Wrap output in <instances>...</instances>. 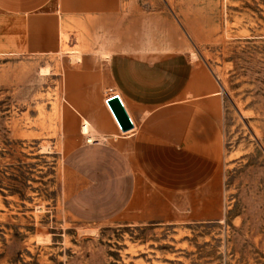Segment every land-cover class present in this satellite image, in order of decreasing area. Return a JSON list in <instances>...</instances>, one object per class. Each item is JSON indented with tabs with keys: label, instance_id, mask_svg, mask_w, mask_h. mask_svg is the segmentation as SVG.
I'll use <instances>...</instances> for the list:
<instances>
[{
	"label": "rangeland",
	"instance_id": "1",
	"mask_svg": "<svg viewBox=\"0 0 264 264\" xmlns=\"http://www.w3.org/2000/svg\"><path fill=\"white\" fill-rule=\"evenodd\" d=\"M115 11L117 43L186 50L217 79L219 172L187 189L131 182L117 215L70 209L82 166L69 153L95 141L76 100L108 32L93 16L69 23L66 50L0 56V264H264V0H117Z\"/></svg>",
	"mask_w": 264,
	"mask_h": 264
},
{
	"label": "crops",
	"instance_id": "2",
	"mask_svg": "<svg viewBox=\"0 0 264 264\" xmlns=\"http://www.w3.org/2000/svg\"><path fill=\"white\" fill-rule=\"evenodd\" d=\"M116 1L0 0V56L62 51L67 24L87 22L86 16H93L94 30L108 32V41L100 46L105 59L93 64L96 79L83 83L76 100L81 109L77 112L84 117L80 128L89 126L86 135L81 132L95 141L69 153L82 167L76 177L80 189L68 196V207H83L99 218L122 211L136 180L173 190L212 179L219 172L222 152L223 96L214 91L217 79L186 50L149 57L158 45H133L126 35L117 43ZM113 92L133 121L127 132L105 104ZM102 94H107L102 99L106 116L103 110L94 111ZM103 122L106 128L100 127ZM91 126L109 141L100 142Z\"/></svg>",
	"mask_w": 264,
	"mask_h": 264
},
{
	"label": "water",
	"instance_id": "3",
	"mask_svg": "<svg viewBox=\"0 0 264 264\" xmlns=\"http://www.w3.org/2000/svg\"><path fill=\"white\" fill-rule=\"evenodd\" d=\"M106 102L115 117L119 128L126 131L133 126V121L128 114L118 93H111L106 97Z\"/></svg>",
	"mask_w": 264,
	"mask_h": 264
},
{
	"label": "bare ground",
	"instance_id": "4",
	"mask_svg": "<svg viewBox=\"0 0 264 264\" xmlns=\"http://www.w3.org/2000/svg\"><path fill=\"white\" fill-rule=\"evenodd\" d=\"M61 37L64 38V40L66 41V36H64L63 34H61ZM63 50H66V47L64 46ZM106 57V56H105ZM108 57V56H107ZM107 59V58H106ZM44 72V71H43ZM45 73V72H44ZM107 104V102H106ZM108 105V104H107ZM109 107V106H108ZM110 109V108H109ZM111 111V110H110ZM112 113V112H111ZM113 115V114H112ZM114 117V116H113ZM115 118V117H114ZM116 120V119H115ZM117 122V121H116ZM118 124V123H117ZM127 132V131H126Z\"/></svg>",
	"mask_w": 264,
	"mask_h": 264
}]
</instances>
